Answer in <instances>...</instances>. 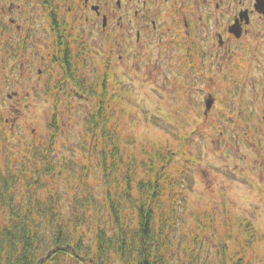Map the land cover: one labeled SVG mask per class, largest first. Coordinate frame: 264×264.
Returning a JSON list of instances; mask_svg holds the SVG:
<instances>
[{
    "label": "rangeland",
    "instance_id": "374dc122",
    "mask_svg": "<svg viewBox=\"0 0 264 264\" xmlns=\"http://www.w3.org/2000/svg\"><path fill=\"white\" fill-rule=\"evenodd\" d=\"M40 9L35 5L31 10L33 16L29 23L34 28L26 31L31 33L24 50L18 52L15 34L0 33V156L2 162L10 159L17 163L21 162L28 146L37 149L52 147L56 161H68L70 171L66 169L58 173L53 181L46 178L48 187L33 186V196H30L33 201L38 199L41 202L58 198L57 207L62 211V218L69 221L73 198L81 195L85 187L92 189L98 200H103L102 177L93 168L84 169L88 166L91 149L88 144L87 148L82 145V138L87 134V120L93 103L74 90L70 81L66 83V90H59L58 82L62 80L63 72L51 62L53 41L51 35L47 37L41 33L42 24H47L48 19ZM83 22L80 21V27ZM110 30L111 27L105 34L112 35ZM98 40L96 33L90 38L91 42ZM122 51L131 56L134 53L132 48H123ZM154 51L158 50H142L137 55L140 62L131 59L118 64L117 55L114 56V73L119 82L116 89L122 95L117 108L124 110L116 123L118 133L123 142L125 136H131L139 148L145 143H154L176 151L170 173L185 175V187L181 190L176 186V197L183 204L181 217L189 224L180 225V228L188 234L184 236L185 244H192L194 239L200 241L202 237L200 246L193 243L199 264H220L224 248L232 252L247 249L251 255L250 264H264V170L261 173L260 168L262 161L264 168V155L259 148L264 147V120L259 118L264 114L263 99L258 97L251 102L253 95L235 96L237 103L244 107V113L254 112L245 113L250 114L253 125L239 128L237 133L242 135L239 137L222 114L215 112L204 119L196 98L191 100L196 93L185 89L181 76L176 77L175 72H168L167 77L161 65V55ZM104 53L106 56V49ZM87 63L90 67L85 66L83 73L87 80H92L102 69L96 61ZM188 94H192V98H188ZM182 109L185 110L183 113ZM55 112L57 132L50 127ZM257 121L260 125L262 123L261 129L256 127ZM253 129H256L253 134L259 135L256 142L245 137V132ZM52 134L55 136L51 142ZM54 186L59 189L58 197ZM26 191L21 186L16 198L27 200L29 194ZM164 206L168 207L166 196ZM102 209H105L103 205ZM205 214L209 215L208 219L203 218ZM196 216L203 218L208 225L207 235L195 237L192 233L197 226ZM158 220L156 218V222ZM241 222L250 224L251 238L235 236ZM54 224L43 219L46 247L41 258L43 264H96L92 259L73 257L63 249L56 256H50L54 251V248L50 249ZM94 229L89 224L85 227L84 237L88 244H92Z\"/></svg>",
    "mask_w": 264,
    "mask_h": 264
},
{
    "label": "trees",
    "instance_id": "16d2710c",
    "mask_svg": "<svg viewBox=\"0 0 264 264\" xmlns=\"http://www.w3.org/2000/svg\"><path fill=\"white\" fill-rule=\"evenodd\" d=\"M85 66L88 67L77 57L65 60L58 88L66 90L70 81L74 90L93 103L87 120L89 139L82 138V145L87 148L88 144L91 149L84 169L93 168L102 177L103 200L85 187L81 195L74 196L70 219L64 221L57 207L60 200L33 201L31 188L48 187L46 178L53 181L58 173L70 171L68 161H56L52 147L28 146L17 163L10 159L2 162L0 156V264H43L41 258L46 253L43 219L55 223L50 245L54 251L50 256L63 249L73 257L92 259L96 264H199L193 243L200 246L201 235L208 234L203 218L208 219L209 215L195 217L197 226L192 233L195 237L200 235L201 240L185 244L184 236L188 234L182 232L180 225L189 224L181 217L183 204L176 197V186L181 190L185 187V175L170 173L176 151L154 143L139 148L131 136H125L123 142L116 127L124 114L123 109L117 108L122 95L116 89L119 82L113 67L106 59L103 71L87 80L83 73ZM56 116L57 112L50 127L57 132ZM21 186L29 194L25 201L16 198ZM54 188L58 197L59 189ZM156 218L160 220L156 222ZM241 223L243 228L239 227L235 236L252 237L250 224ZM88 224L95 227L92 244L84 237ZM247 245L249 249L250 243ZM246 250L232 252L224 248L220 264H250L251 255Z\"/></svg>",
    "mask_w": 264,
    "mask_h": 264
},
{
    "label": "flooded vegetation",
    "instance_id": "af4514ba",
    "mask_svg": "<svg viewBox=\"0 0 264 264\" xmlns=\"http://www.w3.org/2000/svg\"><path fill=\"white\" fill-rule=\"evenodd\" d=\"M35 5L48 19L41 33L51 35V62L61 72L73 57L88 67L96 61L102 71L108 59L114 70L115 55L118 64L140 62L137 55L154 48L167 77L175 72L196 93L187 96L196 98L204 119L222 114L239 137V128L252 127L254 112L246 115L235 96L253 95L251 102L260 97L264 103V0H0V33L16 35L18 52L29 42ZM110 27L112 35L105 34ZM94 33L97 42L90 41ZM123 48L134 53L123 54ZM255 130L245 132L252 142L259 140Z\"/></svg>",
    "mask_w": 264,
    "mask_h": 264
}]
</instances>
